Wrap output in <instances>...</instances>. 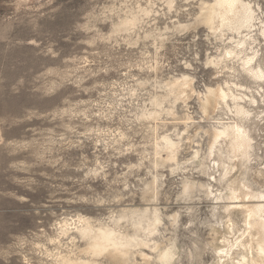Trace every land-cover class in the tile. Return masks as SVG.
<instances>
[{"label":"clouds","instance_id":"1","mask_svg":"<svg viewBox=\"0 0 264 264\" xmlns=\"http://www.w3.org/2000/svg\"><path fill=\"white\" fill-rule=\"evenodd\" d=\"M0 264H264V0H0Z\"/></svg>","mask_w":264,"mask_h":264},{"label":"bare ground","instance_id":"2","mask_svg":"<svg viewBox=\"0 0 264 264\" xmlns=\"http://www.w3.org/2000/svg\"><path fill=\"white\" fill-rule=\"evenodd\" d=\"M259 74H260L259 71H257V72H256V75H259ZM257 211H259V210H257Z\"/></svg>","mask_w":264,"mask_h":264}]
</instances>
